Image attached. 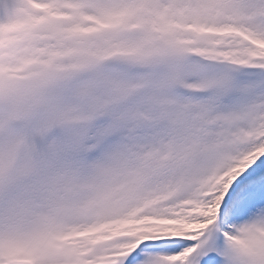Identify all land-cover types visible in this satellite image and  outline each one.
Listing matches in <instances>:
<instances>
[{
    "label": "snow or ice",
    "instance_id": "snow-or-ice-1",
    "mask_svg": "<svg viewBox=\"0 0 264 264\" xmlns=\"http://www.w3.org/2000/svg\"><path fill=\"white\" fill-rule=\"evenodd\" d=\"M0 264H264V0H0Z\"/></svg>",
    "mask_w": 264,
    "mask_h": 264
}]
</instances>
